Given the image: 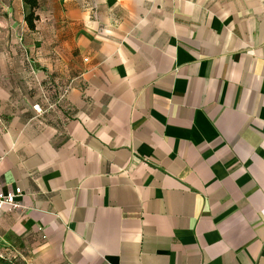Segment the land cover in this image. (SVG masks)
Returning a JSON list of instances; mask_svg holds the SVG:
<instances>
[{
    "label": "crops",
    "instance_id": "0c3cea01",
    "mask_svg": "<svg viewBox=\"0 0 264 264\" xmlns=\"http://www.w3.org/2000/svg\"><path fill=\"white\" fill-rule=\"evenodd\" d=\"M58 1L25 52L0 41V182L25 207L0 239L28 264H264V0Z\"/></svg>",
    "mask_w": 264,
    "mask_h": 264
},
{
    "label": "rangeland",
    "instance_id": "374dc122",
    "mask_svg": "<svg viewBox=\"0 0 264 264\" xmlns=\"http://www.w3.org/2000/svg\"><path fill=\"white\" fill-rule=\"evenodd\" d=\"M51 1L48 2L47 0H40V8H39L38 13H37L39 16V20H40L42 8L46 7L47 5H50ZM59 3H61V5H64V0H61L60 2L58 1V4ZM18 5L19 6L21 5L20 0H0V41H2L4 38L11 39V37H12V39H13V38L18 37V39H21V42L19 41L20 49L23 52H25L27 50V48L25 47L26 39L30 42V41H34V39L35 38L37 39L38 37H37L36 32L30 31L28 29L26 23H25V26L24 25L18 26V25H16L17 20H15V18L12 17L13 21L11 22V18L8 17V15L4 12L5 8L16 7ZM23 10H24V21H25V16H26L28 10L25 6H24ZM37 24H38V22L36 23V25ZM48 36H50V35H48ZM39 37H40V35H39ZM33 44L36 45V47H39L41 45V42L35 41ZM15 50L17 51L16 48H15ZM25 63L29 67V73L31 75V79H32L33 83H35V84L46 83V84H49V85H47L49 88H51V86H53V84H51L52 83L51 79L47 80L48 78H46L45 80H39L36 78L38 65H37V63H35V61L33 59H28V60H26ZM15 78H16V81H18V83H19L20 75H18ZM60 94L61 93H59V95H58L59 97H60ZM7 105L8 104H6V102H0V121H1L0 125L1 126L3 125L2 117L3 116L5 117L6 110L8 109V108H6ZM18 112H20V108H18ZM9 244L10 243L5 242L3 239H0V264H28L30 259L27 257L25 252L21 251L19 249V247L15 248V247H12L11 245L9 246Z\"/></svg>",
    "mask_w": 264,
    "mask_h": 264
},
{
    "label": "built area",
    "instance_id": "2783aa9c",
    "mask_svg": "<svg viewBox=\"0 0 264 264\" xmlns=\"http://www.w3.org/2000/svg\"><path fill=\"white\" fill-rule=\"evenodd\" d=\"M51 92H55L54 88H51ZM69 92V88L66 87L63 92H61L58 104L64 102L66 96ZM50 94L46 91H42L41 93V103L35 104L32 109L36 113L37 116H43L51 110L55 109V105L50 101ZM57 94V90H56ZM23 192L20 188H16L13 190H6L5 186L2 182H0V212H19L23 210L24 204L22 202Z\"/></svg>",
    "mask_w": 264,
    "mask_h": 264
},
{
    "label": "trees",
    "instance_id": "16d2710c",
    "mask_svg": "<svg viewBox=\"0 0 264 264\" xmlns=\"http://www.w3.org/2000/svg\"><path fill=\"white\" fill-rule=\"evenodd\" d=\"M28 12L25 16V23L30 31H35L36 23L39 21L38 10L40 8V0H22Z\"/></svg>",
    "mask_w": 264,
    "mask_h": 264
}]
</instances>
